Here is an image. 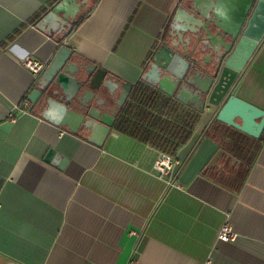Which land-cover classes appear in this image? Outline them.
Wrapping results in <instances>:
<instances>
[{"label": "crops", "instance_id": "crops-1", "mask_svg": "<svg viewBox=\"0 0 264 264\" xmlns=\"http://www.w3.org/2000/svg\"><path fill=\"white\" fill-rule=\"evenodd\" d=\"M61 1L0 0V264H264V131L246 135L254 157L234 191L209 177L242 164L207 136V107L174 156V186L153 171L156 149L114 125L96 146L82 128L55 126L28 101L59 44L103 68L112 83L133 87L159 46L173 41L178 9L203 19L210 0H86L65 44L62 34L38 28ZM237 1L244 0L211 2L213 34L230 29L242 12ZM27 57L43 63L38 76L23 66ZM236 95L264 110V40ZM219 149L234 160L220 155L210 166ZM225 222L236 234L232 242L217 240Z\"/></svg>", "mask_w": 264, "mask_h": 264}, {"label": "water", "instance_id": "water-1", "mask_svg": "<svg viewBox=\"0 0 264 264\" xmlns=\"http://www.w3.org/2000/svg\"><path fill=\"white\" fill-rule=\"evenodd\" d=\"M212 1L206 3L199 20L178 9L171 26L173 41L159 46L141 79L199 114L207 107L212 109V121L257 139L264 131V110L240 99L236 92L246 65L264 40V0L237 1L242 12L228 31L214 34L210 31V24H215L210 18V10L215 8ZM85 2L79 0L78 7L76 0H62L41 19L38 28L65 39L76 22V9ZM59 14L63 16L58 18ZM183 33L189 34L188 40L182 39ZM191 40L197 44L190 51ZM131 90L132 84L112 83L103 68L78 59L68 46L59 44L28 101L30 110L39 107L44 119L71 133L82 128L86 141L100 147ZM220 155L234 160L219 149L210 166Z\"/></svg>", "mask_w": 264, "mask_h": 264}, {"label": "trees", "instance_id": "trees-1", "mask_svg": "<svg viewBox=\"0 0 264 264\" xmlns=\"http://www.w3.org/2000/svg\"><path fill=\"white\" fill-rule=\"evenodd\" d=\"M199 117V113L194 110L163 95L143 81H138L119 110L114 126L160 153L174 157L178 148L191 137ZM207 136L242 164L238 172L228 171L224 167L221 171L211 170L209 177L220 185L238 190L254 157L245 145L246 135L214 120ZM232 182L236 183L230 187Z\"/></svg>", "mask_w": 264, "mask_h": 264}, {"label": "built area", "instance_id": "built-area-1", "mask_svg": "<svg viewBox=\"0 0 264 264\" xmlns=\"http://www.w3.org/2000/svg\"><path fill=\"white\" fill-rule=\"evenodd\" d=\"M66 43V40H63V44ZM23 66L30 72L32 76H38L44 68L43 63L38 62L36 60H33L29 57L25 58L22 61ZM24 104H27V101L24 102ZM178 165V161L165 153H160L154 163H153V171L155 172V175L157 178L161 180H165L169 185H174L175 183L173 182V173ZM176 186H179L176 184ZM236 238V234L232 228V226L228 223L225 222L223 225L220 227L217 235V240L219 242L227 243V242H232Z\"/></svg>", "mask_w": 264, "mask_h": 264}]
</instances>
